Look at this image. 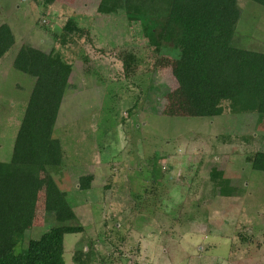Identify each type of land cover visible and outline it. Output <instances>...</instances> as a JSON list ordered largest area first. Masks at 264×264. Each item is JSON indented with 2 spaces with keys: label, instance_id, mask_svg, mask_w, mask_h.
Masks as SVG:
<instances>
[{
  "label": "rangeland",
  "instance_id": "1",
  "mask_svg": "<svg viewBox=\"0 0 264 264\" xmlns=\"http://www.w3.org/2000/svg\"><path fill=\"white\" fill-rule=\"evenodd\" d=\"M43 1L0 0L1 163L34 86L13 68L17 52L61 49L53 34L70 19L83 34L61 49L72 66L53 132L63 162L41 174L33 227L16 253L55 224L44 214L51 179L75 213L69 224L83 228L64 237L65 264L75 254L82 264H264V173L246 162L264 152V116L232 115L225 103L222 116H192L174 58L165 53L154 68L139 22L98 14L100 0ZM237 5L236 45L264 54V7ZM130 53L142 62L126 78ZM87 176L91 188L80 190Z\"/></svg>",
  "mask_w": 264,
  "mask_h": 264
},
{
  "label": "trees",
  "instance_id": "2",
  "mask_svg": "<svg viewBox=\"0 0 264 264\" xmlns=\"http://www.w3.org/2000/svg\"><path fill=\"white\" fill-rule=\"evenodd\" d=\"M55 1L43 2L50 6ZM237 1L100 0L96 12L105 16L121 13L128 22H139L143 39L156 55L154 68L167 59L166 54L172 55L174 75L185 89L192 116H222L224 103L232 115L264 116V54L236 45ZM250 1L264 7V0ZM80 34L83 31L70 19L53 39L66 49ZM61 49L45 53L22 46L13 61V68L32 77L34 86L11 158L0 162V264H65L64 237L83 232L81 226L69 224L76 220L75 213L66 194L48 179L44 214H52L55 224L39 239L28 240L23 252L15 251L32 230L41 174L63 162L62 147L53 132L70 88L72 66ZM126 56L123 66L128 78L142 61L133 53ZM246 162L252 170L264 173V152L247 157ZM92 182V176L80 178L79 189L89 190ZM81 257L75 254L74 262L82 264Z\"/></svg>",
  "mask_w": 264,
  "mask_h": 264
}]
</instances>
